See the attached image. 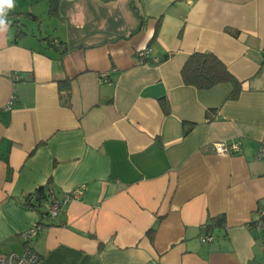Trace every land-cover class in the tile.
<instances>
[{
	"label": "crops",
	"instance_id": "0c3cea01",
	"mask_svg": "<svg viewBox=\"0 0 264 264\" xmlns=\"http://www.w3.org/2000/svg\"><path fill=\"white\" fill-rule=\"evenodd\" d=\"M40 1L48 29L14 8L0 34V251L43 264H264L250 226L264 203V0H57L55 14ZM36 5L21 16L39 29ZM195 51L239 81L236 99L229 83L181 81ZM217 141L241 152L216 154ZM45 184L58 200L82 193L26 237L40 214L22 202Z\"/></svg>",
	"mask_w": 264,
	"mask_h": 264
},
{
	"label": "trees",
	"instance_id": "16d2710c",
	"mask_svg": "<svg viewBox=\"0 0 264 264\" xmlns=\"http://www.w3.org/2000/svg\"><path fill=\"white\" fill-rule=\"evenodd\" d=\"M48 13L55 14L57 9V0H47ZM24 16H30L25 14ZM15 24V22H12ZM25 34L24 31L16 26L15 37ZM60 46V43L58 44ZM181 81L186 85H191L199 90H206L219 83H229L232 87L228 94V99H236L239 95L241 88L240 83L228 71L227 67L211 52H192L182 67H180ZM58 87L61 90V101L65 105L70 103V80L64 79L58 81ZM162 108L168 112V106L165 101H162ZM186 130V129H185ZM52 200H58L49 184L35 189L31 194L25 197L22 205L28 209H34L39 212L40 219L37 224L42 225L44 219H52L46 211V204ZM54 218V217H53ZM222 222L221 217L210 219V222L205 227V233L212 235L216 227H220Z\"/></svg>",
	"mask_w": 264,
	"mask_h": 264
},
{
	"label": "built area",
	"instance_id": "2783aa9c",
	"mask_svg": "<svg viewBox=\"0 0 264 264\" xmlns=\"http://www.w3.org/2000/svg\"><path fill=\"white\" fill-rule=\"evenodd\" d=\"M137 60L139 63L145 62L148 57V50L142 48L137 51ZM152 62H158L157 58H153ZM106 76L105 72L99 74V79L102 81ZM14 96L11 98L13 99ZM212 152L228 156L235 153L241 152V146L238 141H217L211 144ZM255 157L260 160H264V143L260 144L258 149H256ZM82 193V189L71 190L66 195L62 197L61 200H52L47 203L45 208L48 212L49 217L53 218L58 216L61 211L62 206L73 198H77ZM256 217L251 221V227L259 233L258 236L261 239V248H264V203H261L256 208ZM40 225L35 224L33 227L27 231L26 237H32L39 231ZM205 229V228H204ZM203 229V230H204ZM212 235L206 234L205 231L198 237L201 242H211ZM0 264H43L41 257L32 250H26L23 253H16L13 251L2 252L0 251Z\"/></svg>",
	"mask_w": 264,
	"mask_h": 264
},
{
	"label": "rangeland",
	"instance_id": "374dc122",
	"mask_svg": "<svg viewBox=\"0 0 264 264\" xmlns=\"http://www.w3.org/2000/svg\"><path fill=\"white\" fill-rule=\"evenodd\" d=\"M24 1H26V0H23V2H21V3L19 2V0H15V2H14V4H15V7L14 8L16 10H18V11L23 12V13L17 14L16 15L17 18H20L21 22L26 25V28L35 29V31L37 33H39V32L40 33H43L44 32L43 29H45V30L48 29V28H46V26L48 24V19H47L46 13L45 14L42 13V12H44L43 11V9H44L43 2L40 1L39 5L37 6L36 5V0H30L29 2H24ZM30 5L31 6L36 5L35 7L38 8V11H37L38 14L39 15L41 14L40 16L42 18H40V17L39 18L43 20V24H41V26H43V27H38L39 29H37V27L35 25H32V22L31 21L29 22L28 20L23 19V16H21L22 14H26V13L29 12ZM16 16H13V17L15 18Z\"/></svg>",
	"mask_w": 264,
	"mask_h": 264
},
{
	"label": "clouds",
	"instance_id": "9594fccd",
	"mask_svg": "<svg viewBox=\"0 0 264 264\" xmlns=\"http://www.w3.org/2000/svg\"><path fill=\"white\" fill-rule=\"evenodd\" d=\"M14 7V0H0V34L7 32L10 26L7 19L8 13Z\"/></svg>",
	"mask_w": 264,
	"mask_h": 264
}]
</instances>
